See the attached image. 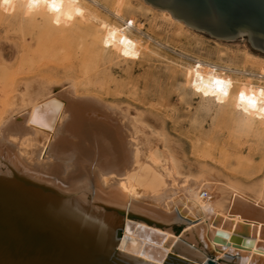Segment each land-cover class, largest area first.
I'll return each instance as SVG.
<instances>
[{
    "label": "bare ground",
    "instance_id": "1",
    "mask_svg": "<svg viewBox=\"0 0 264 264\" xmlns=\"http://www.w3.org/2000/svg\"><path fill=\"white\" fill-rule=\"evenodd\" d=\"M63 10L74 19L59 26L46 8L25 16L23 0L0 10V264H264V119L235 107L242 88L264 89V59L180 51L185 23L144 0H63ZM147 13L155 29L135 16ZM112 29L122 31L106 47ZM121 35L137 58L121 54ZM72 52L57 76L44 65ZM167 52L177 57L167 77L211 116L204 148L245 164L240 173L175 153L164 130L89 74ZM194 68L232 80L224 103L194 91Z\"/></svg>",
    "mask_w": 264,
    "mask_h": 264
},
{
    "label": "rangeland",
    "instance_id": "2",
    "mask_svg": "<svg viewBox=\"0 0 264 264\" xmlns=\"http://www.w3.org/2000/svg\"><path fill=\"white\" fill-rule=\"evenodd\" d=\"M138 5V4H137ZM159 14V12H158ZM138 22L145 29H155L159 24V16L154 21L152 14H136ZM155 23V24H154ZM187 36L177 40L175 47L192 55H205L215 59L214 52L221 51L222 62L241 65L243 55L251 53L264 59V53L254 49L246 37H237L224 40L212 37L210 34L193 29L185 24ZM166 39L171 36L160 31ZM218 44H216V42ZM167 58L159 56H146L141 63L131 62H107L98 63L89 69V74L99 71L103 77V86L107 88V99H116L118 105L132 115L139 114L144 119L153 120L155 128L164 130L172 140V148L175 153L184 155L190 162L210 163L218 169L240 173L246 167L245 164H237L235 161L228 163L232 156L219 153L218 147H212L209 152L204 145H209L204 138H198L200 134L209 131L211 116L198 108V99L184 94L181 90L182 79L176 81L169 79L170 60L177 59L175 54L167 52ZM176 57V58H175ZM75 60V53H70L63 61L60 59H45L50 65V73L57 69L56 76L62 71L60 68L64 62ZM43 60H41L42 62ZM48 71V70H47ZM49 73V72H47ZM158 73L164 74L158 76ZM100 76V77H101ZM158 84L159 87L154 85ZM203 132V133H200ZM233 147L232 144H229ZM211 157V158H210ZM210 159L213 161L210 162ZM258 161V159H256Z\"/></svg>",
    "mask_w": 264,
    "mask_h": 264
},
{
    "label": "water",
    "instance_id": "3",
    "mask_svg": "<svg viewBox=\"0 0 264 264\" xmlns=\"http://www.w3.org/2000/svg\"><path fill=\"white\" fill-rule=\"evenodd\" d=\"M193 29L220 39L246 37L264 53V0H144Z\"/></svg>",
    "mask_w": 264,
    "mask_h": 264
},
{
    "label": "clouds",
    "instance_id": "4",
    "mask_svg": "<svg viewBox=\"0 0 264 264\" xmlns=\"http://www.w3.org/2000/svg\"><path fill=\"white\" fill-rule=\"evenodd\" d=\"M74 2V0H73ZM24 15L29 16L33 12L46 8L49 13H55L53 23L59 26L64 21L70 22L74 19V15L70 11L63 10V0H23ZM16 8V0H0V10L5 13H11ZM83 9L76 8L75 15H82ZM132 21H129L131 25ZM107 27L106 25H102ZM120 29H112L105 37V46L113 45V41ZM119 42L124 45L121 49V54L125 57L131 56L137 58L139 53L134 50L135 42L121 35ZM199 68V65L197 66ZM215 69H212L207 76L199 72L196 68L190 72L195 73V78L192 80V87L196 93L202 94L204 97H215L217 103H224L230 94L233 82L230 78L225 79L222 76L215 74ZM264 89L248 90L242 88L236 97L235 107L248 116H254L256 119H264Z\"/></svg>",
    "mask_w": 264,
    "mask_h": 264
}]
</instances>
